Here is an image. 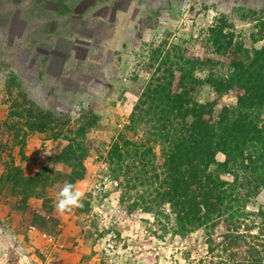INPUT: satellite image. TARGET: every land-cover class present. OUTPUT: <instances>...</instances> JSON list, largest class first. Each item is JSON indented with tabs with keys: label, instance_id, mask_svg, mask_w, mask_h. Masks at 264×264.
Returning <instances> with one entry per match:
<instances>
[{
	"label": "rangeland",
	"instance_id": "374dc122",
	"mask_svg": "<svg viewBox=\"0 0 264 264\" xmlns=\"http://www.w3.org/2000/svg\"><path fill=\"white\" fill-rule=\"evenodd\" d=\"M147 3L0 0V264H247L244 242L237 260L220 246L225 223L179 231L170 205H158L152 175L162 172L164 145L146 133L157 120L138 122L136 105L163 58L171 69L181 55L229 64L210 43L213 28L263 47L264 0ZM91 15L94 24H83ZM209 69L197 71L204 82L192 96L214 103L216 116L240 92H218ZM107 175L119 186L94 200L90 189ZM65 182L84 196L61 214ZM231 222L246 241L261 238L264 264V187Z\"/></svg>",
	"mask_w": 264,
	"mask_h": 264
},
{
	"label": "trees",
	"instance_id": "16d2710c",
	"mask_svg": "<svg viewBox=\"0 0 264 264\" xmlns=\"http://www.w3.org/2000/svg\"><path fill=\"white\" fill-rule=\"evenodd\" d=\"M213 29L210 43L216 54L228 56L229 64L211 58L188 59L180 54L170 65L175 69H171L167 67L171 57L163 58L136 105L138 122L146 115L152 118L148 122H158L146 133L162 141L165 161L162 172L150 180H160L158 205H170L177 229L188 232L225 223L227 232L221 235L220 246L237 260L233 248L242 241L248 246L245 263L257 264L261 238L246 241L231 221L244 213L246 205L264 187V46L249 49L243 42L227 38L224 28ZM206 66L210 68L207 83L218 92H240L237 104L224 106L216 116L214 103H202L192 96L204 82L197 71ZM161 73L163 76H158ZM177 74L179 81L174 89ZM219 152L225 155L224 162L218 163ZM213 165L221 169L220 174L212 172ZM14 171L23 175L19 166ZM222 175L232 179H223Z\"/></svg>",
	"mask_w": 264,
	"mask_h": 264
},
{
	"label": "clouds",
	"instance_id": "9594fccd",
	"mask_svg": "<svg viewBox=\"0 0 264 264\" xmlns=\"http://www.w3.org/2000/svg\"><path fill=\"white\" fill-rule=\"evenodd\" d=\"M49 154V153H47ZM51 167V165H49ZM84 193L77 190L73 183L65 182L62 187H60L58 192V200L56 203V209L59 213L63 214L71 211L73 208L82 206V198ZM8 238L11 239L10 235Z\"/></svg>",
	"mask_w": 264,
	"mask_h": 264
},
{
	"label": "built area",
	"instance_id": "2783aa9c",
	"mask_svg": "<svg viewBox=\"0 0 264 264\" xmlns=\"http://www.w3.org/2000/svg\"><path fill=\"white\" fill-rule=\"evenodd\" d=\"M119 186V181L113 178L111 175L105 176L102 181L94 185L90 189V194L94 200H100L101 198L107 196L110 189Z\"/></svg>",
	"mask_w": 264,
	"mask_h": 264
},
{
	"label": "crops",
	"instance_id": "0c3cea01",
	"mask_svg": "<svg viewBox=\"0 0 264 264\" xmlns=\"http://www.w3.org/2000/svg\"><path fill=\"white\" fill-rule=\"evenodd\" d=\"M147 2H148L147 4H150V0H147ZM95 20H96V18L91 15V16H87V17L83 18L82 22L85 25H90V24H94Z\"/></svg>",
	"mask_w": 264,
	"mask_h": 264
}]
</instances>
